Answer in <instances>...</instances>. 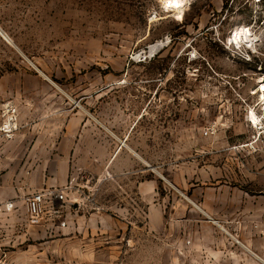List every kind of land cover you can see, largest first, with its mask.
Returning a JSON list of instances; mask_svg holds the SVG:
<instances>
[{"label":"rangeland","instance_id":"374dc122","mask_svg":"<svg viewBox=\"0 0 264 264\" xmlns=\"http://www.w3.org/2000/svg\"><path fill=\"white\" fill-rule=\"evenodd\" d=\"M263 90L264 0H0V258L264 264Z\"/></svg>","mask_w":264,"mask_h":264},{"label":"built area","instance_id":"2783aa9c","mask_svg":"<svg viewBox=\"0 0 264 264\" xmlns=\"http://www.w3.org/2000/svg\"><path fill=\"white\" fill-rule=\"evenodd\" d=\"M5 110L8 111L4 113V118H0V134L2 132L12 133V130L16 125V118L13 113L11 105H5ZM21 201L25 205L27 213L31 218L32 222H39L44 217H49L51 219H59L62 217L64 207L67 203V191L63 189H50L46 188L40 191H34L22 195ZM14 208V202L4 201L0 202V211L2 210H12ZM65 222L60 221V226H64ZM0 264H7L4 258H0Z\"/></svg>","mask_w":264,"mask_h":264},{"label":"crops","instance_id":"0c3cea01","mask_svg":"<svg viewBox=\"0 0 264 264\" xmlns=\"http://www.w3.org/2000/svg\"><path fill=\"white\" fill-rule=\"evenodd\" d=\"M117 146V145H116ZM114 148V147H113ZM116 149V150H115ZM119 150L117 147L114 148V150L111 151V156L106 160V165L109 166L110 171L112 173V182L117 183L118 182V177L120 176V173H128V167L130 164H132V155L129 153H124L122 155L119 154ZM99 162V160H96ZM103 161L100 160V164L102 166ZM139 164V163H138ZM101 169V168H100ZM144 170L145 166L142 167V175H144ZM141 170L139 169L137 172H140ZM123 186L128 187L131 184H133L132 179H126L125 181L121 182Z\"/></svg>","mask_w":264,"mask_h":264},{"label":"bare ground","instance_id":"6f19581e","mask_svg":"<svg viewBox=\"0 0 264 264\" xmlns=\"http://www.w3.org/2000/svg\"><path fill=\"white\" fill-rule=\"evenodd\" d=\"M172 2H173V0H172ZM161 46H162L161 44H155V45L150 46L149 53L151 54L153 52H156L157 50L160 49ZM262 85H263V83H262ZM261 96H262V99L264 100V90H263Z\"/></svg>","mask_w":264,"mask_h":264},{"label":"clouds","instance_id":"9594fccd","mask_svg":"<svg viewBox=\"0 0 264 264\" xmlns=\"http://www.w3.org/2000/svg\"><path fill=\"white\" fill-rule=\"evenodd\" d=\"M177 7H179V5H177Z\"/></svg>","mask_w":264,"mask_h":264}]
</instances>
